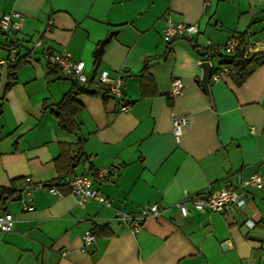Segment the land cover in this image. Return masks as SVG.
Wrapping results in <instances>:
<instances>
[{
  "label": "crops",
  "instance_id": "1",
  "mask_svg": "<svg viewBox=\"0 0 264 264\" xmlns=\"http://www.w3.org/2000/svg\"><path fill=\"white\" fill-rule=\"evenodd\" d=\"M10 11L23 15L22 28L14 37L0 31V60L16 47L23 63L7 90V67L0 70V211L15 220L0 233V264H264V186H245L241 209L189 207L183 217L173 207L227 180L239 186L254 173L264 178V60L240 83L233 72L210 77L209 97L197 53L210 48L214 70L232 35L264 38V0H0V16ZM168 16L198 32L164 40ZM37 39L82 61L95 81L101 70L121 78L122 98L104 101L92 87L94 94L78 93V129L62 130L54 112L74 79L50 73L40 50L27 54ZM174 78L183 89L172 97ZM172 112L188 117L178 140ZM101 168L110 172L93 187L111 206L77 205L64 182ZM36 183H57L62 196ZM152 204L160 213L137 232L117 217ZM95 226L105 229L84 248L82 234Z\"/></svg>",
  "mask_w": 264,
  "mask_h": 264
},
{
  "label": "built area",
  "instance_id": "2",
  "mask_svg": "<svg viewBox=\"0 0 264 264\" xmlns=\"http://www.w3.org/2000/svg\"><path fill=\"white\" fill-rule=\"evenodd\" d=\"M23 22V15L16 11L5 12L0 16V31L6 36L14 37L21 28ZM198 32L196 24L176 23L169 16L165 18L164 27L162 29V38L166 41L190 36ZM28 53L34 52L36 49L40 50L41 57L47 64L56 66L60 69L61 73L70 76L79 84H85L88 80V75L82 61L73 60L71 54L65 50L51 51L45 47L41 39L30 42L28 45ZM240 48L244 50V56L251 57L252 55L264 51V38L261 40H253L252 35L248 34L243 38V44L240 43V38L237 35L229 37L223 45V53L225 55H232ZM18 57L16 47L9 49L8 56L0 60V70L7 67L11 62H14ZM228 74V68L225 65H219L216 69L212 70L211 76L214 80L221 79L224 75ZM99 84L103 85L109 94L114 99L122 98V79L113 78L109 75L108 70H101L97 76ZM183 89V82L179 78H174L170 83L169 94L175 97L181 93ZM120 111L124 112L129 109V104L123 103L120 105ZM172 134L178 140L182 128L188 124V117L172 112L171 116ZM109 168L97 169L93 174L82 173L69 177L64 186L70 195L75 198L77 205L83 207L86 202L94 200L102 205L110 207L112 204L111 199L101 195L94 187L95 180H103L109 174ZM29 181V178L26 179ZM250 186L254 188H261L264 186V178L258 173L251 174L243 180L239 186L235 185L233 181L227 180L223 186L206 194H197L185 198L184 200L174 204V208L183 217L189 213V207L197 211H211L222 212L228 211L232 206L241 209L246 206V198L243 188ZM45 187L46 190L56 196L61 197L62 193L57 189L56 185L48 184L43 186L40 183L33 185V188L40 189ZM19 195H15L14 199H18ZM33 205L30 202H23V209L31 211ZM160 213V208L156 204H152L140 208L137 215L132 216L124 212H118L117 217L128 224L132 232H137L142 227L143 220L148 216H155ZM14 218L8 212L0 211V233H6L13 230ZM248 228L255 226L254 222L246 221ZM96 239V235L91 230H85L82 234V242L84 248L92 245Z\"/></svg>",
  "mask_w": 264,
  "mask_h": 264
},
{
  "label": "trees",
  "instance_id": "3",
  "mask_svg": "<svg viewBox=\"0 0 264 264\" xmlns=\"http://www.w3.org/2000/svg\"><path fill=\"white\" fill-rule=\"evenodd\" d=\"M233 36V35H232ZM240 43L243 44V35H239ZM9 45H13L10 43ZM194 48L195 45H192ZM210 48H208V51ZM223 56L225 60L220 65H225L228 68V74L232 73L235 74L236 80L238 83L242 82L246 75L257 65H259L262 60H264V51L258 52L251 57L244 56V50L238 48L234 54L232 55H225L223 53ZM23 57L18 56L17 59L14 62H11L7 66V82L5 85V90L9 89L12 85L16 83V74L17 70L20 67ZM99 58H96L98 60ZM50 69V73H58L61 76H66L61 73L60 69L53 65H48ZM147 65L144 64L142 67L139 76L141 78V85H142V91L145 92L144 86L145 81L144 77L147 75ZM58 77V76H57ZM71 78L70 76H66ZM74 84L72 88L67 91L61 100L56 104V111L54 112V115L57 119L58 125L62 130H64L67 133H74L78 129V124L76 123V116L81 110L80 104L77 102V94L78 93H87V94H94L96 90L90 89L97 88L99 91H102V100L106 101L110 97L113 98L107 89L99 84V82L94 80V77H88V80L85 84H79L75 80L73 81ZM56 185L55 183H51ZM105 228L102 226H95L93 229V233L96 235V233L104 231Z\"/></svg>",
  "mask_w": 264,
  "mask_h": 264
},
{
  "label": "water",
  "instance_id": "4",
  "mask_svg": "<svg viewBox=\"0 0 264 264\" xmlns=\"http://www.w3.org/2000/svg\"><path fill=\"white\" fill-rule=\"evenodd\" d=\"M111 35H112V34H109L106 38H104V39L100 42V44H99V46H98V48H97V50H96V52H95V54H96L97 56H99V55L101 54L105 42H107V41L110 39V36H111ZM197 53H198V55H199L201 58H205V59H203L202 61H200V68H201V70H202V76H201V78H200V85H201L202 91H203L207 96L210 97V92H209V78H210V76H211V72H212V70H213V62H212V60H211L209 57H207V56L209 55L208 51H206V50H204V49H202V48H201V49L198 48V49H197ZM206 57H207L208 59H206Z\"/></svg>",
  "mask_w": 264,
  "mask_h": 264
}]
</instances>
